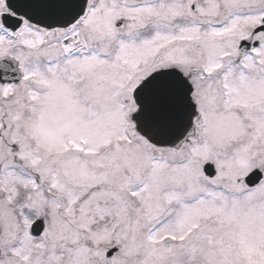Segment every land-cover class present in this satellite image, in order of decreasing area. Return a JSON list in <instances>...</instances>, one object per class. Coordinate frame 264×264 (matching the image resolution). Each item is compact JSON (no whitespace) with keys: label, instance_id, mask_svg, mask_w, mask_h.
Listing matches in <instances>:
<instances>
[{"label":"snow or ice","instance_id":"obj_1","mask_svg":"<svg viewBox=\"0 0 264 264\" xmlns=\"http://www.w3.org/2000/svg\"><path fill=\"white\" fill-rule=\"evenodd\" d=\"M0 264H264V0H0Z\"/></svg>","mask_w":264,"mask_h":264}]
</instances>
